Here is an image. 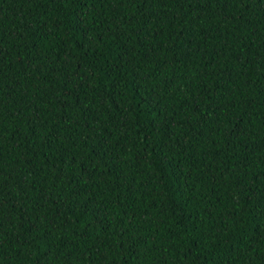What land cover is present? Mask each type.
Instances as JSON below:
<instances>
[{
	"label": "trees",
	"instance_id": "obj_1",
	"mask_svg": "<svg viewBox=\"0 0 264 264\" xmlns=\"http://www.w3.org/2000/svg\"><path fill=\"white\" fill-rule=\"evenodd\" d=\"M0 264H264V0H0Z\"/></svg>",
	"mask_w": 264,
	"mask_h": 264
}]
</instances>
